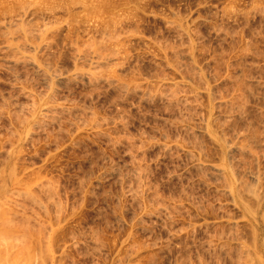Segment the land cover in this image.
<instances>
[{
	"label": "rangeland",
	"instance_id": "obj_1",
	"mask_svg": "<svg viewBox=\"0 0 264 264\" xmlns=\"http://www.w3.org/2000/svg\"><path fill=\"white\" fill-rule=\"evenodd\" d=\"M263 139L264 0H0L16 264H243Z\"/></svg>",
	"mask_w": 264,
	"mask_h": 264
},
{
	"label": "bare ground",
	"instance_id": "obj_2",
	"mask_svg": "<svg viewBox=\"0 0 264 264\" xmlns=\"http://www.w3.org/2000/svg\"><path fill=\"white\" fill-rule=\"evenodd\" d=\"M33 48H35V47H33ZM93 61H95V60H93ZM94 63L98 64L99 62L96 60V62H94ZM173 84H176V83L173 82ZM186 101H187V99H186ZM205 127H207V126H205ZM210 129H211V127H210ZM205 131H206V129H205ZM251 135H252V133H251ZM251 135H249V137ZM253 135H254V137H253ZM253 135H252L253 139L255 137H257V136H255V134H253ZM212 137H213V135H212ZM224 138L225 137L223 136V138L221 140H223ZM242 138L243 137H241V139ZM252 138H250V139H252ZM214 139L217 142H220L219 136H217V135L214 136ZM226 141H228V140H226ZM226 141L223 140V143H222V144L225 145L224 148L227 147L226 145L229 142L228 141L226 143ZM244 145H245L244 143H242L241 145H238L237 143H235V144L233 143L232 145L228 144V147H230V149L234 148V150L235 149H243V148L246 149V147ZM230 149L228 151H230ZM231 151H233V150H231ZM12 154H14V153H12ZM222 165H223L222 168H220V167L217 168L216 167V169H218V171H220V173L221 172H226L227 175H228V176L227 175L226 176H227V178L229 177V180L231 178V180L229 182L227 181L228 182L227 192L230 193L233 197H238L239 203L241 204L242 208L244 209V213H245L244 217L247 216L249 218H252L255 221V223L260 226V229H262L261 231H263L264 230V190H263V188H262V190H261V188L258 189L259 184L261 182V172H259V171L258 172H255V171L254 172H250V174H251L250 178H249L250 181H248L249 183L246 181L248 183L247 184L245 181L244 182L243 181L237 182V180H235L236 178H234V176H236V173L234 174L231 168H230L231 171H229V169L226 166H224V164H222ZM226 173H224L223 175H225ZM14 176H15L14 156L10 154L8 160L5 161V163H4L3 167H2V171L0 172V264H16V262L18 261L17 258L19 257L20 260H21V258L23 257L22 254H24V252H22L21 248H19L20 246L18 247L17 245H20V244H18V240H20V242H21L22 238H26V232H24L23 230L20 231L19 229L15 228L14 219H15L16 215H18V211L10 209V207L6 205L7 193H5V192L8 189V187L11 185V183H12V181L14 179ZM240 180H242V178ZM253 183L255 184V186H253L254 185ZM257 183H259V184H257ZM256 185H258V186H256ZM15 189H16V192L19 193L20 195H24L26 197H32V192H31V190L29 188L25 189V188L17 186ZM244 192L247 193L248 196L251 197L252 200L255 201L254 205L252 204L253 201L249 203V200L251 198H249L248 196H245L247 194H245ZM246 198H248L249 200H247ZM253 228L255 229V227H253ZM257 230H259V229H257ZM254 232L256 234V229H255ZM261 234L263 235V233H261ZM261 234H259V232H258V235L255 236L256 238L255 237L253 238L255 240V244H252L253 245L252 247H254V251L252 250L253 248H249L251 246L248 247V250L251 249L250 252L249 251H245L244 248L246 250H247V248L244 247V245L242 246L243 250L245 251L244 254L241 253L242 254L241 255V258H242L241 261L242 262L244 261L243 264H264V236H262ZM254 240H252L253 243H254ZM251 253L254 254V255H252ZM24 258H25V256H24ZM28 259H29V257H28ZM17 264H19V263H17Z\"/></svg>",
	"mask_w": 264,
	"mask_h": 264
}]
</instances>
